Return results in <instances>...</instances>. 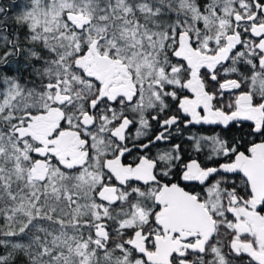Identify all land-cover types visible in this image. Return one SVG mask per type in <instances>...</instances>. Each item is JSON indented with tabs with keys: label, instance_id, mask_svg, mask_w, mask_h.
I'll use <instances>...</instances> for the list:
<instances>
[{
	"label": "snow or ice",
	"instance_id": "1",
	"mask_svg": "<svg viewBox=\"0 0 264 264\" xmlns=\"http://www.w3.org/2000/svg\"><path fill=\"white\" fill-rule=\"evenodd\" d=\"M0 264H264V0H0Z\"/></svg>",
	"mask_w": 264,
	"mask_h": 264
}]
</instances>
